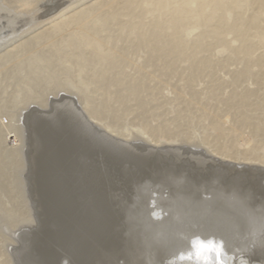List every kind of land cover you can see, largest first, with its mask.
Returning <instances> with one entry per match:
<instances>
[{"label": "rangeland", "instance_id": "1", "mask_svg": "<svg viewBox=\"0 0 264 264\" xmlns=\"http://www.w3.org/2000/svg\"><path fill=\"white\" fill-rule=\"evenodd\" d=\"M110 2L116 4L110 14L116 15L106 23L96 12ZM121 2L0 0L1 264H10L18 234L37 226L25 119L33 108L71 122L79 119V111L123 142L142 141L177 154L189 150L201 158L204 153L264 168V0H224L222 7L208 2L201 6L200 0H129L128 7ZM184 2L193 11L201 7L207 19L222 22L223 34L216 36L193 17L183 18L175 29L171 14ZM65 6L71 8L58 21L69 25L60 30L58 21L43 22ZM52 7L56 11L45 15ZM81 11H90L85 18L90 31L72 21ZM243 30L244 37L239 35ZM156 34H173L181 51L161 58L152 49ZM110 60L114 64L107 68ZM241 93L249 100L242 105L237 103ZM249 184L257 190L258 175ZM101 185L113 189L115 182L108 178ZM111 227L102 239L106 248L120 244ZM49 233L43 238L46 254ZM48 257L55 263L54 256ZM249 261L264 264V257Z\"/></svg>", "mask_w": 264, "mask_h": 264}, {"label": "bare ground", "instance_id": "2", "mask_svg": "<svg viewBox=\"0 0 264 264\" xmlns=\"http://www.w3.org/2000/svg\"><path fill=\"white\" fill-rule=\"evenodd\" d=\"M119 1H123L120 5L124 3L121 6L126 5L128 7L129 0ZM205 2L216 7H222L224 4V0H200L201 6H204ZM110 3L106 5L107 8H105V5L103 6L104 11H102V8H100L102 9L101 12H99L100 10L95 11L106 23L116 15L112 16L110 14V10L114 12L112 9L116 5ZM75 4L74 6H76ZM70 8V6H65L58 13L43 20V22H53V25H55L54 23L61 20ZM82 12H77L76 15L73 13L75 16L71 17L72 21L80 24L85 32L90 31V26L85 24L86 14L90 11L85 14ZM186 17H193L200 24L210 28L218 37L223 34L224 26L222 22H213L210 18L207 19L203 15L201 7L193 11L186 2L171 14L173 27L178 29L182 19ZM66 24L69 25V22L58 21L56 23L57 28L60 30ZM49 26L45 28H49ZM244 32L243 30L239 35L244 37ZM153 41V52L160 55L161 58L173 57L174 54L181 51L180 45L175 43L173 34H156ZM150 43L152 44V42ZM247 47L250 48V45H247ZM113 62L114 60H110L107 68H111L110 65H113ZM98 73L100 79V71ZM105 74L106 67L103 69L102 75ZM122 82L124 81L122 80ZM137 82L134 85L140 83ZM247 101H249L248 95L243 94L237 103L242 105ZM95 109L97 110V108ZM101 110L104 109L101 108ZM27 115L28 113L25 112L26 120ZM29 172L28 178L30 176ZM46 175L49 174L47 172L43 174V176ZM102 177L104 178L102 181L111 178V180H115L113 182H117L111 171L103 172ZM240 180L242 179L240 178ZM258 181L264 184V176L258 178ZM133 184L128 192L127 189L116 190V188L113 187L112 189L110 187L111 190L107 188V191L110 192V200L105 202L104 199L103 203L105 211L113 210V213L108 216V221L113 225L111 227L113 235H120V238L118 236L120 244L109 246L108 249H97L95 257L91 256L90 262L92 263L90 264H256L249 261V257L264 253V190L256 192L251 185L244 186L239 181L226 183L218 176L209 178L202 176L198 179L189 175L185 168H181L179 173L162 171L158 173L155 179H136ZM46 188L45 191L49 192L48 186ZM118 191H120L119 194ZM25 193L28 196V192ZM27 196L24 198H27ZM115 211L116 213H114ZM32 231L33 229L30 227L20 232L17 237L21 240L22 234ZM28 243L26 242L24 246L11 247L13 251L11 250L12 253H10L12 254L9 260L10 264H17L15 261L16 255L22 256L26 252H30L27 251ZM106 247L108 246L106 245ZM99 252L101 253L98 255ZM42 254L46 255L44 251ZM46 257L49 260L48 264L54 263L50 261L48 256Z\"/></svg>", "mask_w": 264, "mask_h": 264}, {"label": "water", "instance_id": "3", "mask_svg": "<svg viewBox=\"0 0 264 264\" xmlns=\"http://www.w3.org/2000/svg\"><path fill=\"white\" fill-rule=\"evenodd\" d=\"M55 11L52 7L45 15ZM77 113L79 119L71 122L69 117L56 118L37 108L28 112L32 148L29 185L37 226L22 234L19 245L29 242L30 252L16 255L17 264H48L46 256H56L55 264H90L95 250L108 249L102 241L111 224L103 203L108 194V187L101 185L105 171L115 172L116 190L127 192L136 179H155L162 171L179 173L181 168L198 179L218 176L226 183L239 181L244 186H250L252 175L264 176L263 167L233 164L204 153L201 158L189 150L182 155L144 142H123ZM46 172L49 175L43 176ZM257 190L263 191L264 184L260 182ZM45 231L50 232V253L46 255L42 254ZM263 257L264 253L249 259Z\"/></svg>", "mask_w": 264, "mask_h": 264}]
</instances>
